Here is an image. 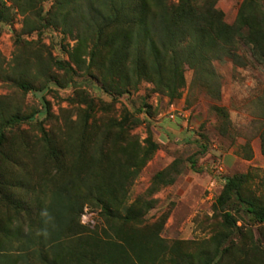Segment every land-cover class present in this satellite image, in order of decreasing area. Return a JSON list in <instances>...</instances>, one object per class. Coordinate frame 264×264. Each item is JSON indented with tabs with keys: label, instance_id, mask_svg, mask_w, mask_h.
<instances>
[{
	"label": "rangeland",
	"instance_id": "rangeland-1",
	"mask_svg": "<svg viewBox=\"0 0 264 264\" xmlns=\"http://www.w3.org/2000/svg\"><path fill=\"white\" fill-rule=\"evenodd\" d=\"M78 1L83 3L76 0L64 9L71 12L66 22L58 0H20L26 12L0 0V123L15 114L35 115L9 127L0 150L4 251L33 254L39 244L29 249L30 225L38 224L58 180L81 169L77 152L84 146L93 152L105 137L108 154L126 146L146 152L155 147L127 184L119 211L123 218L127 207L142 213L128 221L112 219L104 204L86 202L67 241L94 237L125 247L114 254L119 262L108 264H200L223 230L215 204L230 177L245 175L246 193L264 203V63L244 44L239 64L215 61L220 95L189 67L175 97L147 79L128 85L123 94L109 92L93 56L94 40L81 38V23L71 24L81 13ZM243 2L264 13V0H216V7L233 23ZM106 81L120 84L118 78ZM242 223L253 229L245 239L249 250L240 252L242 264H264V254L252 249L264 241V224L247 216ZM124 236L136 243L131 247ZM32 260L39 263L40 256L34 252Z\"/></svg>",
	"mask_w": 264,
	"mask_h": 264
},
{
	"label": "trees",
	"instance_id": "trees-1",
	"mask_svg": "<svg viewBox=\"0 0 264 264\" xmlns=\"http://www.w3.org/2000/svg\"><path fill=\"white\" fill-rule=\"evenodd\" d=\"M11 1L26 12L20 0ZM72 2L76 0H58L59 12L63 13L66 22L72 20L71 12H64V9ZM78 2L75 8L81 13L71 24L76 27L81 23L84 34L81 38L94 40L93 56L103 68V87L109 92L116 88L118 94H123L129 91L128 85L136 86L147 79L162 92L175 97L186 84L185 71L189 67L204 76L208 83L213 82L215 92L220 95L215 61L230 58L239 64L242 59L240 46L244 44L255 60L264 63V13L256 12L248 2H243L233 23L225 20L224 14L216 7V0ZM111 77L118 78L120 84L114 86L106 81ZM34 116L15 114L4 119L0 123V150L7 138V129L30 121ZM87 136L83 133L82 138L87 139ZM106 140L104 137L93 152H87L84 146L76 155L81 169L79 166L78 171L70 174L71 177L58 180L52 190L51 202L46 207L50 219L40 215L38 224L30 225L26 233L29 249L39 244L33 254L32 249L26 255L16 257L4 251L1 240L4 227L0 224V264H64L69 259L78 264L119 262L114 254H123L125 247L120 245L117 249L110 240L99 241L93 237L85 241H67L74 219L79 218L86 202L96 200L106 206L112 219L123 218L119 211L128 191L127 184L137 176L155 148L152 144L148 152L135 148L129 151L126 146L121 147L119 153L110 155L104 149ZM74 174L82 176V181L74 178ZM244 179L245 175L230 177L218 196L215 208L222 217L223 230L215 236L213 250L200 264H221L224 260L242 264L245 261L240 252L249 250L245 239L253 229L239 222L247 216L253 223L264 224V203L259 196L246 193ZM140 213L133 206L127 207L123 219H134ZM124 240L131 247L136 243L134 238L124 236ZM252 249L264 254V241L260 246L253 245ZM34 252L40 256L39 263L32 260Z\"/></svg>",
	"mask_w": 264,
	"mask_h": 264
},
{
	"label": "clouds",
	"instance_id": "clouds-1",
	"mask_svg": "<svg viewBox=\"0 0 264 264\" xmlns=\"http://www.w3.org/2000/svg\"><path fill=\"white\" fill-rule=\"evenodd\" d=\"M40 215H41V217H48L50 219L49 213H48V211L46 209L45 210H42L40 212ZM45 222L47 223V221H45Z\"/></svg>",
	"mask_w": 264,
	"mask_h": 264
},
{
	"label": "built area",
	"instance_id": "built-area-1",
	"mask_svg": "<svg viewBox=\"0 0 264 264\" xmlns=\"http://www.w3.org/2000/svg\"><path fill=\"white\" fill-rule=\"evenodd\" d=\"M171 117H174V114H171ZM90 211V209L88 208V207H85V212L87 213V212H89ZM90 215H92L93 214V212L92 211H90V213H89Z\"/></svg>",
	"mask_w": 264,
	"mask_h": 264
}]
</instances>
